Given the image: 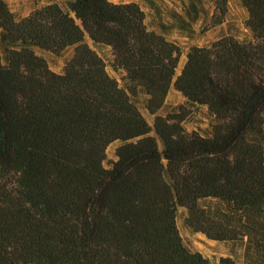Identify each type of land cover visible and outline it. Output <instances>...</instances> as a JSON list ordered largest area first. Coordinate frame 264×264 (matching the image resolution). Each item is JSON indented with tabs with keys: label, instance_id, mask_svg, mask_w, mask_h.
Segmentation results:
<instances>
[{
	"label": "trees",
	"instance_id": "1",
	"mask_svg": "<svg viewBox=\"0 0 264 264\" xmlns=\"http://www.w3.org/2000/svg\"><path fill=\"white\" fill-rule=\"evenodd\" d=\"M240 1L250 37L191 46L178 74L181 46L138 2L17 19L0 0V264H211L185 245L182 208L191 231L264 264V0ZM228 9L215 1L217 24ZM39 52L70 56L57 73ZM172 88L207 108L209 134L185 128V106L160 113Z\"/></svg>",
	"mask_w": 264,
	"mask_h": 264
},
{
	"label": "rangeland",
	"instance_id": "2",
	"mask_svg": "<svg viewBox=\"0 0 264 264\" xmlns=\"http://www.w3.org/2000/svg\"><path fill=\"white\" fill-rule=\"evenodd\" d=\"M51 1L64 2L66 0H7L11 10L17 19L28 16L34 9ZM115 3L138 2L146 13V23L150 29L164 32L167 37L177 42L182 48L177 73L179 74L186 61V55L191 46H207L212 42L224 37L233 36L238 39L250 37V32L245 28L244 22L248 16L247 10L240 0H228V12L222 23L217 24L218 17L215 13L216 0H110ZM192 6L195 7L194 13ZM193 12V11H192ZM182 16L188 22V27L183 29L179 22ZM164 26V27H163ZM89 43L91 41L89 40ZM98 53L106 59L107 70L110 75L122 82L123 73L115 71L111 65L112 54L109 48L98 49ZM49 63L52 70L62 72L64 64L70 52L63 56H55L51 53L39 52ZM188 108V114L184 126L188 131L197 130L202 134H209L211 118L206 107L189 106L185 97L172 88L167 97L166 106L160 112L166 114L176 110L179 106ZM143 115L152 125L154 116L142 108ZM119 142H113L107 148L105 165L115 160L116 148ZM186 210L182 208L178 218V226L185 245L192 251L204 254L211 264H245L243 260V247L235 244L209 239L202 233L193 232L184 223ZM226 260V261H223Z\"/></svg>",
	"mask_w": 264,
	"mask_h": 264
}]
</instances>
